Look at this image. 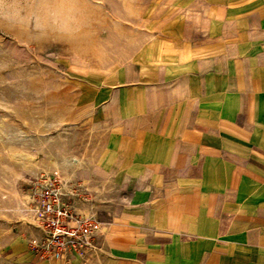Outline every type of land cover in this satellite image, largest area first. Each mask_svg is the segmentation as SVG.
<instances>
[{
    "label": "crops",
    "instance_id": "1",
    "mask_svg": "<svg viewBox=\"0 0 264 264\" xmlns=\"http://www.w3.org/2000/svg\"><path fill=\"white\" fill-rule=\"evenodd\" d=\"M163 6L72 81L98 140L65 177L98 228L67 261L264 264V0Z\"/></svg>",
    "mask_w": 264,
    "mask_h": 264
},
{
    "label": "rangeland",
    "instance_id": "2",
    "mask_svg": "<svg viewBox=\"0 0 264 264\" xmlns=\"http://www.w3.org/2000/svg\"><path fill=\"white\" fill-rule=\"evenodd\" d=\"M169 1L0 0V264H71L36 250L32 181L57 171L70 183L98 140L76 121L73 79L124 57Z\"/></svg>",
    "mask_w": 264,
    "mask_h": 264
},
{
    "label": "built area",
    "instance_id": "3",
    "mask_svg": "<svg viewBox=\"0 0 264 264\" xmlns=\"http://www.w3.org/2000/svg\"><path fill=\"white\" fill-rule=\"evenodd\" d=\"M86 200L57 171L40 174L32 181L28 199L33 221L43 233L36 250L46 259L61 261L82 256L95 246L93 237L98 221L92 211H74L71 197Z\"/></svg>",
    "mask_w": 264,
    "mask_h": 264
}]
</instances>
